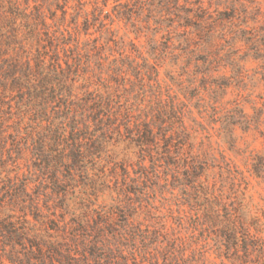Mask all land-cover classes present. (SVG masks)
Instances as JSON below:
<instances>
[{"label": "trees", "instance_id": "trees-1", "mask_svg": "<svg viewBox=\"0 0 264 264\" xmlns=\"http://www.w3.org/2000/svg\"><path fill=\"white\" fill-rule=\"evenodd\" d=\"M112 1L111 12H104L110 0H0V251L14 264H214L204 245L188 247L173 227L135 221L131 194L145 192L130 185L139 186L150 167L186 198L219 264L222 258L244 264L257 253L264 264V239L225 188L229 162L194 148L197 129L185 123L173 96L164 105L157 83L155 101L145 89V76L157 75V64H140L124 51L107 53L109 35L100 41L115 18L133 20L146 6ZM190 4L176 2L187 13L180 18L197 20L183 26L205 37L185 41L186 50L208 55L205 8ZM120 142L134 145L139 172L132 178L125 163L120 174L111 171L117 187L111 210L66 218L75 170L89 159L97 163ZM90 190L76 193L90 202Z\"/></svg>", "mask_w": 264, "mask_h": 264}, {"label": "rangeland", "instance_id": "rangeland-1", "mask_svg": "<svg viewBox=\"0 0 264 264\" xmlns=\"http://www.w3.org/2000/svg\"><path fill=\"white\" fill-rule=\"evenodd\" d=\"M125 1L135 9L139 3L146 6L133 20L114 19L108 34L100 40L105 43L108 35L113 39L107 53L119 56L124 51L140 64H157L158 74L150 72L151 77L145 76V89L152 93L151 99L157 83L164 105L173 96L185 115V123L197 129L194 148L217 160L222 155L226 158L230 170L224 175V185L232 203L251 231L264 239V0H120ZM191 1L200 2L205 8L201 25L210 30L207 44L212 52L208 55L188 52L193 46L186 50L185 41L191 44V40L201 41L205 37L195 26H183L197 20H183L187 13L184 6L178 11L176 2L194 7ZM113 4L110 0L104 12H111ZM107 149L108 152L99 154L97 163L89 159L75 170L77 186L73 190L66 188V218L81 215L87 209V215L111 210L117 191L111 171L115 169L120 174L125 163L132 178L139 172L133 144L120 142ZM100 169L109 176L104 179ZM147 170L148 176L138 179L139 186L130 185L132 191L141 188L145 192L142 198L131 194L137 207L135 221L173 227L188 247L197 249L204 245L208 262L219 264L221 258L215 256L212 240L205 243L207 233L193 223L187 200L174 187L173 180L165 182L161 171L156 177L153 169ZM68 174L62 169L63 178ZM91 175L95 178L93 183L87 180ZM82 187L91 188L90 202L77 196ZM57 205L65 204L57 199ZM252 257L244 264H261L258 253L257 258L255 254ZM222 260L235 264L231 258ZM0 264L14 263L0 251Z\"/></svg>", "mask_w": 264, "mask_h": 264}]
</instances>
